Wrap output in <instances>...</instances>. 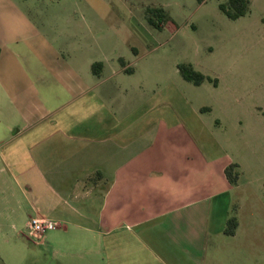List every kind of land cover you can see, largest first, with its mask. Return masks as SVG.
I'll use <instances>...</instances> for the list:
<instances>
[{
  "label": "crops",
  "instance_id": "0c3cea01",
  "mask_svg": "<svg viewBox=\"0 0 264 264\" xmlns=\"http://www.w3.org/2000/svg\"><path fill=\"white\" fill-rule=\"evenodd\" d=\"M25 19L0 0V194L7 221H68L95 236L101 264H213L214 239L225 245L242 228L238 213L235 233L223 231L236 188L224 169L233 159L211 152L194 122L156 119L153 105L117 109L102 62L82 74L70 51L42 60L49 42L42 32L19 30ZM18 119L22 126L12 133Z\"/></svg>",
  "mask_w": 264,
  "mask_h": 264
},
{
  "label": "rangeland",
  "instance_id": "374dc122",
  "mask_svg": "<svg viewBox=\"0 0 264 264\" xmlns=\"http://www.w3.org/2000/svg\"><path fill=\"white\" fill-rule=\"evenodd\" d=\"M2 1L26 16L19 30L47 38L42 60H52L53 52L61 60L70 51V64L82 74L102 62V76H111L106 90L116 87L117 109L153 105L156 119L165 114L171 122H194L200 140L215 145L211 152L233 159L239 176L228 213L237 219L239 213L242 228L225 245L214 239L212 262L264 264V0H249V11L236 19L219 7L228 0ZM155 8L164 10L170 24L159 23ZM120 59L132 71L123 70ZM29 60L38 61L35 55ZM181 63L216 84L185 80L177 69ZM21 126L18 119L10 131ZM6 209L0 194V264H101L91 232L62 220L63 227H50L36 239L23 217L12 226Z\"/></svg>",
  "mask_w": 264,
  "mask_h": 264
},
{
  "label": "trees",
  "instance_id": "16d2710c",
  "mask_svg": "<svg viewBox=\"0 0 264 264\" xmlns=\"http://www.w3.org/2000/svg\"><path fill=\"white\" fill-rule=\"evenodd\" d=\"M198 1L201 2L203 0ZM249 5V0H228L226 3H220L219 7L229 18L236 19L249 11ZM152 11L153 15L159 17V23L162 24L167 22L170 24V22H168L169 19L166 18L165 12L162 8H155ZM148 21L155 27L159 26V23H156L151 17L148 18ZM120 62L122 66L125 65L123 59H120ZM100 65V62H94L92 64L93 71L95 72L96 68ZM177 69L185 80L190 81L195 85H199L204 81H213L215 84L217 82L216 79H212L211 77L196 70L190 63H181L177 66ZM125 70L132 71V68L126 67ZM237 166L238 165L236 163H229L224 169L225 176L231 185H236L238 180L239 171L237 169ZM237 225L238 219L234 213H231L226 219L223 230L224 233L227 235H233L235 233Z\"/></svg>",
  "mask_w": 264,
  "mask_h": 264
},
{
  "label": "built area",
  "instance_id": "2783aa9c",
  "mask_svg": "<svg viewBox=\"0 0 264 264\" xmlns=\"http://www.w3.org/2000/svg\"><path fill=\"white\" fill-rule=\"evenodd\" d=\"M60 224L54 220L33 216L26 223V229L29 236L36 239H42L44 232L50 227H58Z\"/></svg>",
  "mask_w": 264,
  "mask_h": 264
}]
</instances>
